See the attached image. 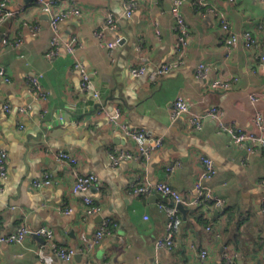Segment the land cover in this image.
Masks as SVG:
<instances>
[{
    "label": "crops",
    "instance_id": "0c3cea01",
    "mask_svg": "<svg viewBox=\"0 0 264 264\" xmlns=\"http://www.w3.org/2000/svg\"><path fill=\"white\" fill-rule=\"evenodd\" d=\"M56 1V14L77 13L58 23L59 46L51 56L49 17L35 3L7 0V9L17 13L16 19L0 25V38L5 34L11 39L21 37L18 46L0 44V149L7 154L8 174L0 194V232L9 233L22 224L33 230L47 227L54 244L73 249L75 255L71 262H64L42 248L37 237H27L22 245H2L0 264H196L198 249L208 251L207 264H224L223 253L235 255V264H264V187L260 184L264 152L257 150L244 162V151L231 144L212 120L204 116L199 131L188 121L190 114L203 115L209 106L222 112L227 125L242 130L253 129L256 116L264 121V0H205L204 6L199 0H186L182 13L189 36L183 62L155 83L133 78L130 71L140 65L141 57L148 59L149 70L174 58L171 0H138L130 17L124 15L126 0ZM205 7L223 14L228 32L217 18L204 13ZM107 14L117 23L114 30H104L105 39L120 40L114 62L94 35L103 29ZM24 24L38 25L39 33L31 35ZM245 32L255 38L259 50L246 49L241 39L225 47L228 34L240 37ZM72 37L91 90L81 88L80 73L65 50L64 44ZM199 64L209 66L205 79L196 77ZM30 76H40L48 92L46 101L30 94L26 84ZM212 81L229 87L211 89ZM178 96L192 106L190 114L172 121L169 108ZM19 107L28 108L27 112H20ZM115 109L120 110L123 122L144 129L148 138L163 139V147L149 161L110 165L108 152L133 150L128 138L107 126L105 114L113 115ZM45 148L75 155L78 172L96 176L86 196L99 212H88L83 195L72 192L69 168L45 155ZM202 156L214 163L216 175L209 186L223 199V206L184 207L173 249H157L154 242L165 232V216L158 205L171 206L172 202L135 195L130 184L137 177L152 184L165 182L183 199L192 200ZM174 163L179 165L168 174L166 167ZM46 174L50 186L37 189L31 185ZM66 209L71 213L64 214ZM103 219L116 227L95 248L81 252ZM191 244L196 250H191Z\"/></svg>",
    "mask_w": 264,
    "mask_h": 264
},
{
    "label": "built area",
    "instance_id": "2783aa9c",
    "mask_svg": "<svg viewBox=\"0 0 264 264\" xmlns=\"http://www.w3.org/2000/svg\"><path fill=\"white\" fill-rule=\"evenodd\" d=\"M149 2H154L155 0H148ZM173 7V18L174 24L172 26V31L175 36L174 43V58L163 62L159 66H156L149 70V62L146 57H141L140 65L131 69L130 75L133 78L145 77L150 83H155L159 81L164 76L170 74L175 69H177L183 62L185 56L187 39L189 36V25L183 16L182 9L186 0H171ZM200 5H206L205 0H199ZM229 2H234V0H228ZM262 1V0H258ZM56 0H36L35 4L40 8V11L49 17V26L53 32L51 38V47L48 55H53L56 48L59 46V41L57 37V25L60 21L66 19L69 14L77 13L76 10L65 12L63 14H56L54 12V7L56 5ZM138 0H126L124 3V15L125 17H130L133 10L137 7ZM7 0H0V25L7 21L9 18L16 19V12H10L7 9ZM205 14H211L219 20L223 30L228 32V24L225 20L223 14L210 7H205ZM117 20L113 18L111 14L106 15L104 27L102 30H98L94 33L95 38L100 45L106 47L108 55L111 61L114 62L113 53L114 50L119 45L120 40L117 38L112 41H107L104 36V30H114L116 28ZM30 30L31 35L36 36L39 33V26L24 24ZM158 25L155 23V34L159 35L157 30ZM242 41L243 46L246 49L259 50V45L255 38L249 33L245 32L240 37L234 34H228V37L223 40L225 47L235 45L238 41ZM21 42V37L18 35L11 39L10 36L6 34L0 38V44L2 46L12 45L18 46ZM66 52L72 57L73 67L79 71L81 77V88L83 90H91L90 79L85 68L78 60L77 51V41L75 37L70 38L64 44ZM261 62L264 65V53H261ZM209 70V66L206 64H199L196 70V77L198 79H205L206 74ZM0 76H3V72L0 70ZM7 78H4V82H8ZM27 87L30 94L36 99L42 102L47 100L48 92L42 87L40 82V76H30L27 78ZM227 83L212 81L210 84L211 89H226L228 88ZM93 97L99 99V94L93 92ZM251 100H256L254 96H251ZM202 102V101H201ZM192 103L182 97H176L170 104L169 117L172 121L177 120L183 115L190 114V107ZM5 110H9V106L5 105ZM28 108L19 107L22 113L27 112ZM204 116L212 120L218 131L225 132L230 140V143L234 146L242 149L245 153L244 162L248 161L250 155L254 154L257 150L264 152V121L260 116H256L253 120V129L242 130L231 125H227L223 121L222 112L215 106H209L204 110L203 115L200 114H190L188 121L189 125L193 130L199 131L202 129L201 119ZM106 123L108 128L112 132L119 131L126 138H128L133 144V150H125L118 148L111 152H108V159L111 166L115 167L119 163L125 162H147L152 156L158 152L163 147V139L161 137L148 138L146 132L142 128L132 127L129 124L121 120V114L119 109H115L113 115L105 114ZM45 155H48L53 159L54 162L69 168L73 182H72V192L80 193L83 195L82 202L86 209L91 214H96L99 212L100 208L93 202L91 198L86 196L87 190L96 183L97 178L95 175H83L76 169L78 158L71 153L63 151H54L50 148L44 149ZM201 170L198 173L195 183L193 185L195 196L192 200L183 199L180 194L171 187L168 183L157 182L150 183L147 178L140 177L133 180L130 184V190L135 195L151 196L158 194L167 200L172 202L171 206L165 204H159V209L164 213L165 216V232L164 234L157 238L154 242V246L157 249L172 250L175 245V235L179 231L181 226V218L179 211L177 210V205L181 204L184 207L200 208V209H220L223 206V199L214 195L213 190L209 186V182L215 177L216 170L214 168V163L211 159L207 157H200ZM178 163L170 164L166 167V172L171 174ZM8 180L7 174V154L4 150L0 149V194L3 191V186ZM52 181L50 176L46 174L41 180H33L31 185L34 188H43L50 186ZM260 184L264 187V180L260 181ZM64 214H70L71 209H66L63 211ZM264 213V210H263ZM116 227V224L109 219H103L99 224L98 228L94 231L89 241L84 245L81 252H89L95 248L103 238L109 233V229ZM264 227V222H263ZM210 227H207V231H211ZM218 236V234H217ZM27 237H37L43 240L42 248H47L54 253L58 258L64 262H71L75 255L73 249L62 248L56 246L53 241V232L47 227H40L35 230L29 229L26 225L22 224L17 226L14 230L9 233L0 232V247L2 245L17 244L22 245ZM191 250H196L194 245H190ZM208 251L206 249L197 250V262L196 264H207L208 261ZM235 255H229L226 253L222 254V260L224 264H235ZM157 264V263H155Z\"/></svg>",
    "mask_w": 264,
    "mask_h": 264
},
{
    "label": "water",
    "instance_id": "95a60500",
    "mask_svg": "<svg viewBox=\"0 0 264 264\" xmlns=\"http://www.w3.org/2000/svg\"><path fill=\"white\" fill-rule=\"evenodd\" d=\"M36 2V0H24V3L25 4H33V3H35ZM155 198H157V199H159V200H167L166 198H163V197H161L160 195H158V194H155V195H153ZM177 210L179 211V213H182V214H185V212H186V209L184 208V206H182L181 204H178L177 205ZM37 239H39V241L41 242V243H43V240L41 239V238H37Z\"/></svg>",
    "mask_w": 264,
    "mask_h": 264
},
{
    "label": "trees",
    "instance_id": "16d2710c",
    "mask_svg": "<svg viewBox=\"0 0 264 264\" xmlns=\"http://www.w3.org/2000/svg\"><path fill=\"white\" fill-rule=\"evenodd\" d=\"M198 210V208H196Z\"/></svg>",
    "mask_w": 264,
    "mask_h": 264
}]
</instances>
